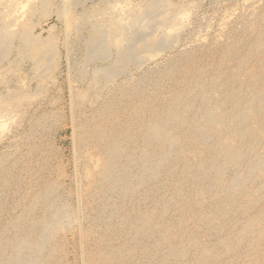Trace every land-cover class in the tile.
<instances>
[{
    "label": "bare ground",
    "instance_id": "1",
    "mask_svg": "<svg viewBox=\"0 0 264 264\" xmlns=\"http://www.w3.org/2000/svg\"><path fill=\"white\" fill-rule=\"evenodd\" d=\"M189 1L1 12L0 264H264V2L179 47Z\"/></svg>",
    "mask_w": 264,
    "mask_h": 264
},
{
    "label": "rangeland",
    "instance_id": "2",
    "mask_svg": "<svg viewBox=\"0 0 264 264\" xmlns=\"http://www.w3.org/2000/svg\"><path fill=\"white\" fill-rule=\"evenodd\" d=\"M12 1V2H11ZM16 0H6V1H4V0H0V14H1V12L2 11H4L5 9V7H7L8 6V4H10L12 7L14 6V8L15 7H17V9H15V10H13V12L11 11V15L12 16H16V15H22L23 16V18L25 19V17H26V10L30 7V5L32 4V2L34 1V2H38V0L37 1H35V0H17L16 2H15ZM21 3H20V2ZM195 0H191V1H189V3H190V9L188 10H186L185 12H184V22H186V21H188V20H194V22L192 23L191 22V20H190V22H189V24H191L188 28H187V30L186 31H184L185 33L183 34V38H182V40H181V42H180V45H179V47H181V45H182V47L184 46V43L186 44L187 42L188 43H192V42H196L197 40H199V39H203V40H206V39H209L211 36H219L220 34H219V32H222L223 30V28H226V26H228V22H230V21H232V20H234L235 18H236V16L238 15L237 13H240L239 11L240 10H242V5L244 4V3H242V2H247V1H249V0H238V3H237V0H234L233 2H234V4H229L230 2L229 1H226V0H199V6L197 7V10L195 11V9L192 7L196 2H198L197 0L194 2ZM221 1V2H220ZM236 1V2H235ZM261 1V0H260ZM4 2V3H3ZM6 2V3H5ZM27 2H28V4H27ZM209 2V3H208ZM229 2V3H228ZM264 2V0L263 1H261V3H263ZM127 3H128V0H123V3L122 2H119V4H117L118 5V8H125L126 6L125 5H127ZM203 3V4H202ZM15 4V5H14ZM20 4V5H19ZM27 4V5H26ZM217 4V5H216ZM238 6H237V5ZM3 5V6H2ZM122 5H124L123 7H122ZM234 5V6H233ZM20 6V7H19ZM25 6H27L26 8H25ZM226 6V7H225ZM3 7V8H2ZM117 7V6H116ZM230 7V8H229ZM238 7V8H237ZM21 8H23V9H21ZM217 8V9H216ZM226 8V9H225ZM3 9V10H2ZM25 9V10H24ZM193 10V11H192ZM231 10V11H230ZM233 10V11H232ZM234 10H236V11H234ZM190 11H191V14H190ZM195 11V12H194ZM188 12V13H187ZM222 12V13H221ZM229 12V13H228ZM16 13V14H15ZM25 13V14H24ZM197 13V14H196ZM24 14V15H23ZM186 14V15H185ZM189 14V15H188ZM235 14V15H234ZM187 15H188V17H187ZM204 15V16H203ZM1 16V15H0ZM190 16V17H189ZM223 16V17H222ZM11 17V16H10ZM187 19H186V18ZM214 17V18H213ZM37 18V16L35 17V20L38 22V25L36 26V28H35V32L37 33L38 32V34H40V36L43 38V39H46L47 37H49L52 33H59V34H62V36H63V33H64V28H62V27H64V25H62V22H60V20H58V18L56 19V16H55V14H52L51 16H49L48 18H43V19H41V18H38V20L36 19ZM202 18V19H201ZM226 19V20H225ZM229 21H228V20ZM218 20V21H217ZM200 21V22H199ZM227 21V22H226ZM199 22V23H198ZM203 23V24H202ZM218 23V24H217ZM57 24V25H56ZM196 24V25H195ZM197 24L199 25L198 26V28H196L197 27ZM212 24V25H211ZM219 24H220V26H219ZM203 25V26H202ZM52 26H54L52 29H51V27ZM193 28H192V27ZM224 26V27H223ZM220 28V29H219ZM43 31H42V30ZM214 29V30H213ZM195 30V31H194ZM200 30V31H199ZM203 30V31H202ZM207 30V31H206ZM222 30V31H221ZM198 31V32H197ZM213 32V33H212ZM218 35H217V34ZM62 36H61V38H62ZM186 36V37H185ZM201 38H200V37ZM197 37V38H196ZM186 38H187V40H186ZM189 38V39H188ZM199 38V39H198ZM206 38V39H205ZM62 40V39H61ZM185 40V41H184ZM189 40V41H188ZM61 56H62V58H61V62H63L62 63V66H61V69H63V70H61L62 72H63V74H62V76L63 75H65L66 73V69H67V67H65V66H67L66 65V61H67V59L66 58H64V57H66V55H64V53H61ZM65 63V64H64ZM153 63V62H152ZM65 65V66H64ZM152 65V64H151ZM2 66V65H1ZM1 66H0V68H1ZM21 76L22 77H26L27 75H26V72H21ZM0 79L2 80L3 79V76H2V74L0 73ZM33 84H35V83H33ZM0 101H1V98H0ZM5 117L2 119V118H0V132L2 133H0L1 135H0V149H5V147L8 145V140H9V138H8V133H9V130H7L6 129V127H8V124L6 125V123L7 122H5ZM3 120V121H2ZM5 125H6V127H5ZM4 131H3V130ZM3 131V132H2ZM6 132V133H5ZM4 135V136H3ZM3 136V137H2ZM62 136V135H61ZM61 136H59V137H61ZM6 138H8V139H6ZM17 139H20V137H17ZM4 140V141H3ZM15 140H16V138H15ZM17 141V140H16ZM20 141V140H19ZM6 143V144H5ZM51 143V142H50ZM52 144V143H51ZM59 145H60V143H59ZM62 145H64V147L66 148V152H65V154L66 155H68V154H70L71 153V140H70V137H67L66 139H64V141H63V144ZM57 149V148H56ZM69 149V150H68Z\"/></svg>",
    "mask_w": 264,
    "mask_h": 264
}]
</instances>
